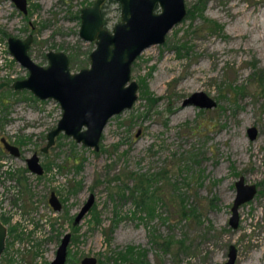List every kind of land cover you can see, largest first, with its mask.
<instances>
[{"label":"rangeland","instance_id":"rangeland-1","mask_svg":"<svg viewBox=\"0 0 264 264\" xmlns=\"http://www.w3.org/2000/svg\"><path fill=\"white\" fill-rule=\"evenodd\" d=\"M27 1L23 13L12 0H0V137L21 150L13 156L0 148V200L14 213L7 226H15L0 264H46L65 232L68 264L85 255L95 264H126L136 261L131 254L144 264H223L230 245L234 264H264V0H186V15L164 42L133 61L137 99L109 117L99 148L61 132L47 151L40 148L61 108L53 98L11 86L28 71L7 38L31 33L28 52L40 64L54 49L70 56L72 71L88 66L95 43L79 35L80 8L94 0ZM103 12L108 28L120 19L115 0ZM195 91L216 104H185ZM250 126L257 128L254 138ZM33 152L41 174L27 167ZM14 169L26 176V189ZM141 176L151 178V215L136 203ZM240 176L256 192L238 206L233 227L228 220ZM52 190L60 210L48 202ZM90 194L92 205L74 223ZM124 252L128 260L118 257Z\"/></svg>","mask_w":264,"mask_h":264},{"label":"water","instance_id":"water-1","mask_svg":"<svg viewBox=\"0 0 264 264\" xmlns=\"http://www.w3.org/2000/svg\"><path fill=\"white\" fill-rule=\"evenodd\" d=\"M23 12L27 0H12ZM95 0L92 5L81 8L79 34L84 39H94L96 46L90 53L91 65L79 71L71 72L69 57L63 51L47 52L49 64L41 66L35 63L27 53L31 34L25 39L10 35L7 39L11 54L16 60L27 66L29 75L13 82L15 88H29L40 98L56 99L62 114L55 127L47 133V143L43 151L50 146L60 132L72 136L76 141L95 150L99 148L102 130L109 117L133 105L137 98L138 83L128 80L131 65L137 55L147 46L162 43L167 31L186 14L184 0H118L121 5V19L109 30L104 25L101 2ZM157 4L161 11H155ZM184 103H193L200 107H213L216 101L204 91H195L184 99ZM248 134L254 138L256 126L248 127ZM5 148L13 155H19L17 145L1 138ZM28 168L37 173L43 172L37 152L26 158ZM236 195L229 217L233 227L238 223V206L249 200L256 192L255 183H246L243 176L235 181ZM49 201L54 208L60 207L54 191ZM94 201L90 194L75 217L79 221ZM7 228L0 220V256L5 247ZM66 233L57 249L56 257L49 264H62L66 256L69 241ZM235 248L229 246L228 258L224 264H234ZM94 256H85L82 264H95ZM126 264H138L128 261Z\"/></svg>","mask_w":264,"mask_h":264},{"label":"flooded vegetation","instance_id":"flooded-vegetation-1","mask_svg":"<svg viewBox=\"0 0 264 264\" xmlns=\"http://www.w3.org/2000/svg\"><path fill=\"white\" fill-rule=\"evenodd\" d=\"M95 1V0H94ZM94 1L91 3V4H89V5H92L93 3H94ZM106 1L107 0H103L102 2H101V4H100V6H101V12H102V15H103V18H104V25H105V27L106 28H108L107 26H106V23H105V16H104V12H103V10H104V5H105V3H106ZM116 2H118V4H119V8H120V19H121V5H120V2L118 1V0H115ZM185 1V6H186V0H184ZM27 5H28V1H27V3H26V11H27ZM84 6H88V5H84ZM83 6V7H84ZM82 8V7H81ZM81 8H80V14H81ZM155 11H157V12H159V11H161V7H160V5L159 4H157V6L155 7V9H154ZM25 11V12H26ZM25 12H23V13H25ZM186 13H187V6H186ZM186 15V14H185ZM119 19V20H120ZM183 19V18H182ZM181 19V20H182ZM118 20V21H119ZM180 20V21H181ZM117 21V22H118ZM180 21H178V22H180ZM177 22V23H178ZM80 23H81V16H80ZM116 23V22H115ZM114 23V24H115ZM113 24V25H114ZM176 24V23H175ZM174 24V25H175ZM113 25H112V27H113ZM112 27L111 28H108L109 30H111L112 29ZM79 30H80V27H79ZM169 31V30H168ZM167 31V32H168ZM29 34H31V33H28L27 35H29ZM167 34V33H166ZM27 35L24 37V38H21V39H25L26 37H27ZM80 35V34H79ZM31 36H32V34H31ZM9 37V36H8ZM80 37H82L81 35H80ZM20 38V37H19ZM83 38V37H82ZM165 38H166V35H165ZM8 39V38H7ZM84 39V38H83ZM84 40H87V41H94V43H95V38L94 39H84ZM33 41V36H32V38H31V41H30V43H29V47H28V49H27V53H28V55L30 56V54H29V48H30V45H31V42ZM8 42V41H7ZM163 43V42H162ZM154 44H156V43H154ZM152 45V44H151ZM95 46H96V43H95ZM95 46L91 49V51L95 48ZM150 46V45H149ZM148 47V46H147ZM146 48V47H145ZM8 49H9V47H8ZM50 50H53V51H62V50H54V49H49V50H47L46 51V53H45V56H46V58H47V64H40V63H38V62H36L31 56H30V58L35 62V63H37V64H39V65H41V66H47L48 64H49V59H48V56H47V52L48 51H50ZM10 51V50H9ZM91 51L89 52V60H90V62H89V65L88 66H83V67H81V68H79L78 70H76V71H79L80 69H82V68H87V67H90V65H91V58H90V53H91ZM64 52V51H63ZM142 52V51H141ZM140 52V53H141ZM11 53V52H10ZM64 53H66V52H64ZM139 53V54H140ZM67 54V53H66ZM68 55V54H67ZM14 57V56H13ZM68 57H69V68H70V71L71 72H76V71H72L71 70V67H70V63H71V58H70V56L68 55ZM18 61V60H17ZM19 62V61H18ZM24 68H26L27 69V71H28V73H27V75L26 76H24V77H21V78H16V79H14L13 81H12V83H11V86L14 88V89H16V90H21V89H26V90H29L34 96H36L29 88H26V87H24V88H15L12 84H13V82L15 81V80H17V79H23V78H25V77H27L28 75H29V69H28V67L27 66H25V65H23L21 62H19ZM133 63V62H132ZM132 66V65H131ZM131 80H134V79H132L131 78V75H130V79L128 80V82L126 83V84H128ZM137 82V81H136ZM138 89V88H137ZM37 98H39V99H48V98H52V97H48V98H40V97H38V96H36ZM54 99V98H53ZM137 99V98H136ZM135 99V100H136ZM56 100V99H55ZM57 101V100H56ZM59 103V102H58ZM59 106H60V104H59ZM60 108H61V106H60ZM61 114H62V108H61ZM116 114V113H115ZM112 116V115H111ZM110 116V117H111ZM60 117H61V115H60ZM59 117V118H60ZM59 120V119H58ZM58 120H57V122H58ZM57 124V123H56ZM56 124L53 126V127H55L56 126ZM52 127V128H53ZM52 128H50V129H52ZM49 129V130H50ZM48 130V131H49ZM48 131H47V133H48ZM103 131V130H102ZM47 133H46V136H47ZM61 133V132H60ZM59 133V134H60ZM62 133H64V132H62ZM58 134V135H59ZM102 134V133H101ZM57 136V135H56ZM56 136H55V138H56ZM2 137H4L7 141H9V142H11L9 139H7L5 136H1L0 137V148H1V150L2 151H4V153H8V154H10V155H13L12 153H10L6 148H5V146L3 145V142H2V140H1V138ZM74 139V138H73ZM54 142H55V139H54ZM54 142L50 145V146H52L53 144H54ZM78 142V141H77ZM100 142V141H99ZM11 143H13V142H11ZM47 143V137H46V142H45V144ZM82 143V142H81ZM13 144H15V143H13ZM45 144L40 148L42 151H43V147L45 146ZM15 145H17V147H18V149H19V151H20V154L19 155H17V156H20L21 155V150H20V144H15ZM85 145V144H84ZM50 146H48L47 147V149L50 147ZM87 146V145H86ZM47 149L45 150V151H47ZM13 156H16V155H13ZM39 156V155H38ZM28 157V156H27ZM26 157V158H27ZM26 158H25V160H26ZM27 162V161H26ZM4 163H5V165H2V166H6V160H4ZM43 166V165H42ZM28 167V166H27ZM10 167H8V165L6 166V168H5V170L9 173V174H11V168L9 169ZM29 169V168H28ZM9 170V171H8ZM30 170V169H29ZM43 170H44V167H43ZM14 171H15V169H14ZM16 172H17V170L15 171V179H17V178H19L18 179V182H21V177H23L24 178V183H25V189H26V186H27V182H26V176H24V175H16ZM20 184V183H19ZM21 185V184H20ZM26 191V190H25ZM52 191H54V190H52ZM52 191H50V193H49V196H48V202H49V204L51 205V203H50V201H49V197H50V195H51V192ZM54 193L56 194V192L54 191ZM56 196H57V198L59 199V202H60V207L59 208H54L52 205H51V207L56 211V210H60L61 209V207H62V201L60 200V198L58 197V195L56 194ZM0 198H1V195H0ZM17 201H20L19 199H13V202H14V204L15 203H17ZM87 201V200H86ZM85 201V202H86ZM84 202V203H85ZM6 203H5V201H1L0 200V220L5 224V226H6V228H7V233H6V237H7V235L8 234H10V233H12L13 232V230L15 229V226H14V224L13 225H11V226H7V219H9V220H12L13 219V212H12V210H7L6 209V205H5ZM13 203H11V205H12ZM84 205V204H83ZM82 205V206H83ZM16 206V205H15ZM90 208V207H89ZM81 209V208H80ZM80 211V210H79ZM78 211V212H79ZM77 212V213H78ZM87 212V211H86ZM85 214V213H84ZM83 214V215H84ZM77 215V214H76ZM76 215L74 216V219H73V222L74 223H77V222H79V221H75V217H76ZM83 217V216H82ZM81 217V218H82ZM229 221V220H228ZM13 222H15V221H13ZM230 224V223H229ZM66 233H69V232H65L63 235H62V237H61V239H60V242H59V244H58V246H57V248H56V252H55V256H54V258L56 257V253H57V249H58V247H59V245H60V243H61V240H62V238H63V236L66 234ZM70 234V233H69ZM70 236H71V234H70ZM70 236H69V241H70ZM69 241H68V243H67V246H66V256H65V260H64V262L62 263V264H68L67 262L68 261H70V259H69V248H68V245H69ZM7 244H8V242H7V239H5V247H4V250L6 249V247H7ZM166 247V246H165ZM235 248V247H234ZM3 250V251H4ZM235 252H236V250H235ZM133 253H135V251H134V247H133ZM228 253H229V250H228ZM228 253H227V258H228ZM1 256H2V254H1ZM1 256H0V258H1ZM86 256V255H85ZM85 256H83L82 258H81V260H80V264H82V259L85 257ZM53 258V259H54ZM236 258V257H235ZM53 259H51L48 263H46V264H49ZM132 259H134V260H136V261H134V262H136V263H138V264H144V261L141 259V258H132ZM227 260V259H226ZM225 260V261H226ZM72 261V260H71ZM133 261V260H132ZM224 261V262H225ZM73 263L75 262V261H72ZM224 262H223V264H224ZM72 264V263H71Z\"/></svg>","mask_w":264,"mask_h":264},{"label":"trees","instance_id":"trees-1","mask_svg":"<svg viewBox=\"0 0 264 264\" xmlns=\"http://www.w3.org/2000/svg\"><path fill=\"white\" fill-rule=\"evenodd\" d=\"M165 171V170H164ZM138 182L136 186L138 187V191H137V197H136V203L141 205L142 207H145V209L147 210L148 214L151 215L154 212V206L151 204L153 202V200H155L156 198L153 197V195L150 192V185H151V178L148 176H141L138 177ZM145 179V180H143ZM128 189L130 190V196L131 193L133 194V189L128 187ZM182 214L186 215L185 211H182ZM169 242L170 240L168 239L167 241L164 240V244L166 247L169 246ZM133 251V249H131V247H129V249L127 250V252H131ZM133 258V255H130ZM119 258H122L124 260H128L129 255L127 253H121L119 256Z\"/></svg>","mask_w":264,"mask_h":264}]
</instances>
